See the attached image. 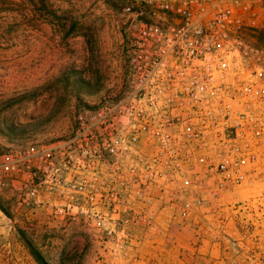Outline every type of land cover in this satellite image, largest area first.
<instances>
[{
  "label": "built area",
  "instance_id": "built-area-1",
  "mask_svg": "<svg viewBox=\"0 0 264 264\" xmlns=\"http://www.w3.org/2000/svg\"><path fill=\"white\" fill-rule=\"evenodd\" d=\"M130 1L123 95L80 109L64 139L0 145L16 207L105 242L264 181V0Z\"/></svg>",
  "mask_w": 264,
  "mask_h": 264
},
{
  "label": "rangeland",
  "instance_id": "rangeland-1",
  "mask_svg": "<svg viewBox=\"0 0 264 264\" xmlns=\"http://www.w3.org/2000/svg\"><path fill=\"white\" fill-rule=\"evenodd\" d=\"M130 0H0V145L69 136L76 113L128 86ZM99 240L82 222L15 205L0 189V264H264V181L210 193L183 224Z\"/></svg>",
  "mask_w": 264,
  "mask_h": 264
},
{
  "label": "trees",
  "instance_id": "trees-1",
  "mask_svg": "<svg viewBox=\"0 0 264 264\" xmlns=\"http://www.w3.org/2000/svg\"><path fill=\"white\" fill-rule=\"evenodd\" d=\"M31 252L33 253V255L35 256V258L37 259V261L39 262V264H47L43 257L38 253L37 250H35L33 247L31 248Z\"/></svg>",
  "mask_w": 264,
  "mask_h": 264
}]
</instances>
